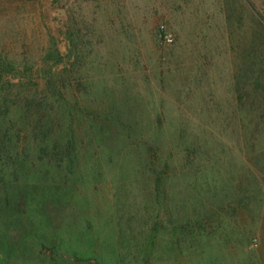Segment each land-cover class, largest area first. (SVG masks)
<instances>
[{
  "label": "rangeland",
  "instance_id": "obj_1",
  "mask_svg": "<svg viewBox=\"0 0 264 264\" xmlns=\"http://www.w3.org/2000/svg\"><path fill=\"white\" fill-rule=\"evenodd\" d=\"M3 64L0 264H264V0H0Z\"/></svg>",
  "mask_w": 264,
  "mask_h": 264
},
{
  "label": "trees",
  "instance_id": "obj_2",
  "mask_svg": "<svg viewBox=\"0 0 264 264\" xmlns=\"http://www.w3.org/2000/svg\"><path fill=\"white\" fill-rule=\"evenodd\" d=\"M71 42H72V40H71ZM55 55L57 57H60V54H59L58 51H56V54ZM58 61H60V60H56V63ZM6 67H8V65L7 66L5 64L0 65V73L3 72V71H5L6 70ZM22 79H24V78H22ZM66 81L67 80H64V78H46L44 80V83H43V89H44V92H47L48 93V99L54 100L55 103H57L59 105V107H63V104L62 103H65V100L60 95V91L62 89H64V87H65L64 82H66ZM259 84H260V80H256L255 81V85L256 86H259ZM67 86H69L70 88L73 89V86L71 87V85L69 83L67 84ZM260 95H262V94H260ZM262 96H263V99H264V95H262ZM163 173L164 172H161V174H163ZM162 179H163L162 175L161 176L160 175H156L155 176V179H154L155 192H159L158 189L160 187V183H161ZM231 195L234 196L236 199H238V201L240 203H243L244 206H247L248 201H249V198H248L247 194H245L241 189H238L236 191V194L234 193V194H231ZM201 211L200 210H197L196 217L198 219H203L205 217L210 219L211 216L215 214V212H212L213 214H209L210 212H201ZM185 227L186 226H184L183 228H185Z\"/></svg>",
  "mask_w": 264,
  "mask_h": 264
},
{
  "label": "built area",
  "instance_id": "obj_3",
  "mask_svg": "<svg viewBox=\"0 0 264 264\" xmlns=\"http://www.w3.org/2000/svg\"><path fill=\"white\" fill-rule=\"evenodd\" d=\"M163 39L167 42H170L172 40V35L168 33L166 30L162 31Z\"/></svg>",
  "mask_w": 264,
  "mask_h": 264
}]
</instances>
